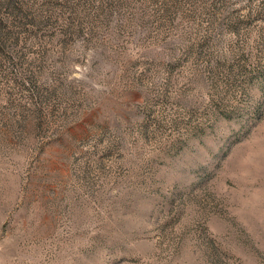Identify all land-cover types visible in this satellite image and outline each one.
<instances>
[{"label": "rangeland", "instance_id": "rangeland-1", "mask_svg": "<svg viewBox=\"0 0 264 264\" xmlns=\"http://www.w3.org/2000/svg\"><path fill=\"white\" fill-rule=\"evenodd\" d=\"M5 1L0 264H264V0Z\"/></svg>", "mask_w": 264, "mask_h": 264}, {"label": "trees", "instance_id": "trees-1", "mask_svg": "<svg viewBox=\"0 0 264 264\" xmlns=\"http://www.w3.org/2000/svg\"><path fill=\"white\" fill-rule=\"evenodd\" d=\"M4 3L9 5V8L15 5L14 0H6ZM13 28L11 21L0 19V54L4 53L11 44L21 42L20 37L15 35V29Z\"/></svg>", "mask_w": 264, "mask_h": 264}]
</instances>
